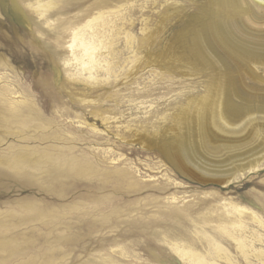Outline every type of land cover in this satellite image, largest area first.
Masks as SVG:
<instances>
[{"label":"rangeland","instance_id":"rangeland-1","mask_svg":"<svg viewBox=\"0 0 264 264\" xmlns=\"http://www.w3.org/2000/svg\"><path fill=\"white\" fill-rule=\"evenodd\" d=\"M56 1L51 18L63 25L46 30L28 4L0 0V75L8 74L0 84L28 100L21 117L9 122L0 104V264H186L169 242L204 251L197 231L218 236L239 264H260L237 252L217 219L232 201L264 221V160L258 172L220 183L186 175L163 152L175 116L205 93L206 75H185L181 54L197 3L108 0L109 8L122 6L128 29L119 21L101 30L100 71L105 75L111 62L121 66L108 81L87 86L73 80L79 67L68 46L69 27L85 22L105 0ZM126 29L136 38L130 50ZM142 38L152 41L139 49ZM110 40L123 56L106 55L103 44ZM255 72L257 81L243 74L242 90L262 95L264 67ZM20 154L27 160L19 166L6 161ZM206 214L209 224L202 220ZM248 220V234L264 239V228Z\"/></svg>","mask_w":264,"mask_h":264},{"label":"bare ground","instance_id":"bare-ground-1","mask_svg":"<svg viewBox=\"0 0 264 264\" xmlns=\"http://www.w3.org/2000/svg\"><path fill=\"white\" fill-rule=\"evenodd\" d=\"M107 1L99 4V11L85 22L72 24L69 27L72 37L68 46L72 51L73 60L77 62L74 65L78 64L79 67L73 80L83 82L87 86L108 81L111 72L116 71L117 66H121L120 61L117 65L111 62L109 64L112 65L105 69V75L100 71L103 53H100L101 49L98 47L101 48L99 44L104 40L101 39L103 36L100 35L101 30L105 28L107 33L106 27L109 26L107 24L118 25L119 21L120 26H127L124 22L126 15H121L122 10H119L122 6L109 8ZM20 2L28 4L38 17L41 26L46 25V30H54L55 26L63 25L56 24L54 22L56 20L51 18L53 15L51 11L58 6L56 0H20ZM191 2H196V7L200 9L196 14L194 13L191 18L192 23L182 35L186 44L181 54L185 62L184 68L187 69L185 75H206L205 93L189 101L175 116L173 125L169 129L170 140L165 143L163 152L170 163L186 175L202 181L207 179L226 183L235 179L239 172L245 174L257 171L261 161L264 160V94H247L242 90L243 74L247 72L256 80L258 74L255 69L264 67V0H191ZM20 15L22 16V13ZM112 15H116L115 21L108 19ZM66 28L65 26V30ZM127 29L124 32L126 33L124 48L130 50L132 45L136 44V38L134 33H130L131 31ZM108 30L110 32V29ZM142 31L147 32V29ZM152 38L138 40L137 47L141 49L147 41H152ZM96 42H99V46ZM109 43L106 46L103 44L106 55L116 58L123 56L122 49L113 42L110 45ZM67 61H64L67 66L73 65L74 61ZM242 71L245 72L241 73ZM3 74L0 75V83L8 78V74ZM14 88L11 84L5 83L3 86L0 84V104L5 106L4 119L6 118L8 122L19 119L23 111L22 105L28 102L26 99H20L21 92ZM81 100L85 101L83 98ZM259 140L260 142L256 144ZM26 160L27 157L20 154L6 161L11 166L17 167ZM22 166L24 165H21V168ZM225 208L222 214H218L217 220L220 223L217 229L235 242L237 252L246 261L251 263L256 259L260 264H264V249L257 248L254 240L257 237L263 243V235L257 233L254 237L247 232L250 224L248 219L262 228L264 221L251 208L232 201L228 202ZM207 215L202 218L205 224L211 221L210 216ZM207 233L197 231V234L201 235L200 239L206 240L207 248L204 251L199 250L194 243L182 241L181 244L178 242H169V244L173 251L186 261V264H239L237 254H232L218 236L211 237Z\"/></svg>","mask_w":264,"mask_h":264}]
</instances>
